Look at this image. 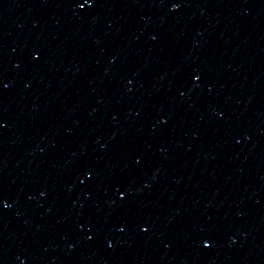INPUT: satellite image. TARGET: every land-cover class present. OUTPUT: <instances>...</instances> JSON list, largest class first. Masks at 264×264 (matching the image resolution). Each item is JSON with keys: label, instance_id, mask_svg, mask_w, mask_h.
Segmentation results:
<instances>
[{"label": "water", "instance_id": "obj_1", "mask_svg": "<svg viewBox=\"0 0 264 264\" xmlns=\"http://www.w3.org/2000/svg\"><path fill=\"white\" fill-rule=\"evenodd\" d=\"M0 264H264V0H0Z\"/></svg>", "mask_w": 264, "mask_h": 264}, {"label": "snow or ice", "instance_id": "obj_2", "mask_svg": "<svg viewBox=\"0 0 264 264\" xmlns=\"http://www.w3.org/2000/svg\"><path fill=\"white\" fill-rule=\"evenodd\" d=\"M177 6H179V5H177ZM80 7H84V5H83V4H81V5H80ZM197 78H199V77H197Z\"/></svg>", "mask_w": 264, "mask_h": 264}]
</instances>
